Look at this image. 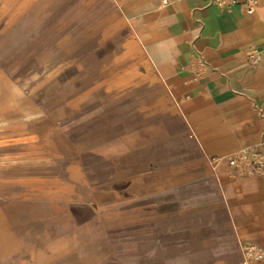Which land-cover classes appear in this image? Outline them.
<instances>
[{"label": "rangeland", "instance_id": "obj_1", "mask_svg": "<svg viewBox=\"0 0 264 264\" xmlns=\"http://www.w3.org/2000/svg\"><path fill=\"white\" fill-rule=\"evenodd\" d=\"M146 10L0 0V264H243L245 241L264 252L238 181L258 173L209 165L195 89L210 61L194 50L176 65Z\"/></svg>", "mask_w": 264, "mask_h": 264}, {"label": "crops", "instance_id": "obj_2", "mask_svg": "<svg viewBox=\"0 0 264 264\" xmlns=\"http://www.w3.org/2000/svg\"><path fill=\"white\" fill-rule=\"evenodd\" d=\"M129 1L135 9H147L152 26L173 45L176 65L194 50L208 57L212 69L206 85L195 90H207L204 128L213 143L210 157L264 141V59L251 68L243 58L251 48L264 53V0H257L252 14L242 6L219 8L212 0H180L162 9L157 8V0ZM229 169L238 172L226 163L215 172L221 170L222 175ZM238 181L256 199L259 218L253 226L256 241L264 247V171Z\"/></svg>", "mask_w": 264, "mask_h": 264}, {"label": "built area", "instance_id": "obj_3", "mask_svg": "<svg viewBox=\"0 0 264 264\" xmlns=\"http://www.w3.org/2000/svg\"><path fill=\"white\" fill-rule=\"evenodd\" d=\"M160 6L166 7L175 4L180 0H157ZM219 8H232L234 6H242L246 12L252 14L255 12L257 0H212ZM262 58V51L258 48H251L247 55L246 61L252 65H256ZM201 61H195L193 67L197 70L193 72L195 76L199 74ZM237 170H245L249 173H261L264 171V141L255 145H247L241 147L231 153L225 155L211 156L209 165L213 171H217L223 164ZM264 252L260 246L252 242H244L243 244V264H249L252 261H258L263 258Z\"/></svg>", "mask_w": 264, "mask_h": 264}]
</instances>
